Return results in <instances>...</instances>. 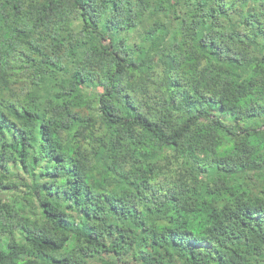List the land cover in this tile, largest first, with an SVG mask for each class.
<instances>
[{
    "label": "clouds",
    "instance_id": "clouds-1",
    "mask_svg": "<svg viewBox=\"0 0 264 264\" xmlns=\"http://www.w3.org/2000/svg\"><path fill=\"white\" fill-rule=\"evenodd\" d=\"M0 264H264V0H0Z\"/></svg>",
    "mask_w": 264,
    "mask_h": 264
},
{
    "label": "trees",
    "instance_id": "trees-1",
    "mask_svg": "<svg viewBox=\"0 0 264 264\" xmlns=\"http://www.w3.org/2000/svg\"><path fill=\"white\" fill-rule=\"evenodd\" d=\"M5 190H8V186H5Z\"/></svg>",
    "mask_w": 264,
    "mask_h": 264
}]
</instances>
